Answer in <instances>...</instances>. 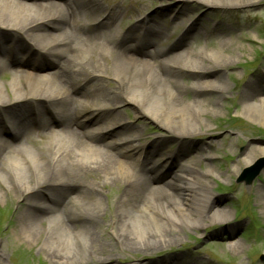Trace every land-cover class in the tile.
<instances>
[{
  "label": "bare ground",
  "instance_id": "6f19581e",
  "mask_svg": "<svg viewBox=\"0 0 264 264\" xmlns=\"http://www.w3.org/2000/svg\"><path fill=\"white\" fill-rule=\"evenodd\" d=\"M23 1L27 4L0 0V48H10L6 55L0 50V75L6 71L12 76L7 86L0 84V116L10 124L5 130L0 126V199L10 194L21 200L16 217L23 222V236L28 241L43 236L58 264L78 258L104 264L116 259L117 249L131 255L154 253L186 230L228 221L231 211L212 201L210 175L193 168L202 158L193 157L184 175L172 174L188 151L185 142L167 156L158 155L167 145L164 140L128 147L144 139L122 140L131 137L127 131L133 125L114 115L107 119L103 112L132 103L182 140L201 134L200 128L208 130L210 113L226 99L222 73L235 61L237 47L223 40L209 55L175 54L188 39L195 41L186 38L190 32L212 35L221 24L217 17L211 25H204L206 16L191 23L181 38L183 46L160 49L163 38L191 4L212 13L248 10L259 0H173L180 6L172 12L149 14L140 0H58L59 6ZM249 13H235L225 21L240 26L239 19H249ZM98 60L104 67L95 66ZM179 73L189 76L182 85ZM108 78L115 84L110 91L103 90ZM257 83L242 90L241 115L264 124V102H249ZM85 111L95 116L96 128H88ZM33 131L42 145L30 139L34 150L21 147L20 137ZM258 155L264 156V148ZM164 164L168 168L160 173ZM109 185L116 193L102 223L99 190ZM256 191L264 213V185ZM37 202L44 206L36 210ZM30 220L46 227L37 230ZM164 262L174 264L169 258Z\"/></svg>",
  "mask_w": 264,
  "mask_h": 264
},
{
  "label": "rangeland",
  "instance_id": "374dc122",
  "mask_svg": "<svg viewBox=\"0 0 264 264\" xmlns=\"http://www.w3.org/2000/svg\"><path fill=\"white\" fill-rule=\"evenodd\" d=\"M140 4H143L142 8L145 13L157 9L172 12L177 6H180L178 2L173 0H140ZM263 5L264 0H259L257 4L248 8L251 11L249 19H239L240 26H238L225 20L235 13L248 11L247 9H218L210 13L209 9L203 5L191 4L188 14L186 13L178 19V25L167 32L164 38V49L173 44L183 46L181 45L183 40L181 38L184 37L183 35L186 34L191 23L206 16L207 22L204 25H211L217 17L216 20H220L221 24L212 35L208 36L204 32L187 33V39L195 38L194 40L197 39L198 43L186 39V47H180L175 54L179 55L182 50H186L191 53L207 52L209 55L223 40H229L237 47L235 61L222 73V86L228 92L226 99L221 100L216 106L215 112L210 113L212 115L207 121L208 130L200 128L201 134L195 133L189 139L182 140V138L173 136L163 125L156 124L145 115H141L138 107L132 103L120 104L114 112H111L110 109L103 112L107 119L113 118L114 115L116 121L125 120V122L133 125L132 129L127 131L131 137H122V140L136 139L142 136L143 144L153 140L167 142L163 151L158 155L167 156L177 150L181 142H185L189 146L188 151L184 159L176 163L172 169V174L184 175L185 167L190 166L193 157L202 158V163L194 165L193 168L199 173L210 175L207 186L211 192L212 201L218 207H227L231 211V217L226 222L215 221L197 231L186 230L171 246L154 253L131 255L121 253L117 249L115 251L116 259L112 260V263L104 264H146L148 262L156 264V260H159V264H164L166 258H169L174 264H264V260L259 259L261 255L264 256V213H262V207L259 205L261 200L256 191L258 187L264 185V168L249 182L237 181L244 169L252 167L257 161L264 160V156L258 155V150L264 148V124L252 122L241 115L243 101L240 97L246 85L257 79V86L249 102L250 104L264 102ZM188 17L191 22L180 24L179 20H186ZM207 42L211 43L212 46L207 47ZM108 63L110 72V60ZM95 66L104 67L103 61L98 60ZM177 76L180 85L183 84L182 80L189 79V76L183 73H179ZM11 80L10 72L5 71L0 75V84L7 86ZM114 87V82L108 78L103 90L110 91ZM182 99L179 98L180 101ZM83 117L88 118V128H96L98 124L93 123L95 116L92 119L90 113L85 111ZM30 139L38 141L39 137L35 136L33 131L20 137L19 140L24 147L30 143ZM116 141H118L117 138ZM38 143L41 141L39 140ZM129 145L139 147L140 143L134 142L127 146ZM29 147L31 150L35 149L33 145ZM248 160L251 162L247 165ZM156 164L157 162H154L151 165ZM167 167L164 164L158 169H160V173H164ZM87 182L92 184L91 179ZM99 193L101 220L102 223H106L111 209V197L116 192L109 185L101 188ZM21 205V200H16L10 194L1 196L0 264H58L52 261L50 252L44 246L43 236L37 237L34 241H28L23 236L20 230L23 222L16 217ZM43 206L42 202H37L36 210ZM30 223L37 230L40 227H46V223L43 226H39V223L34 220H30ZM236 247L240 249L234 251ZM71 264L97 263L78 258Z\"/></svg>",
  "mask_w": 264,
  "mask_h": 264
},
{
  "label": "water",
  "instance_id": "95a60500",
  "mask_svg": "<svg viewBox=\"0 0 264 264\" xmlns=\"http://www.w3.org/2000/svg\"><path fill=\"white\" fill-rule=\"evenodd\" d=\"M264 168V160L262 161H257L252 167L248 169H244L239 178L237 179L238 182L243 181V182H249L253 180L261 171V169ZM260 260H264V256L259 257Z\"/></svg>",
  "mask_w": 264,
  "mask_h": 264
}]
</instances>
